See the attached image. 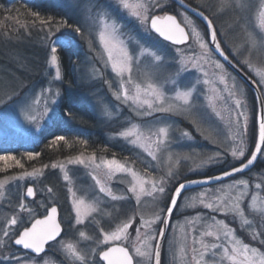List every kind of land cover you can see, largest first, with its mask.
Segmentation results:
<instances>
[{
  "label": "rangeland",
  "instance_id": "rangeland-1",
  "mask_svg": "<svg viewBox=\"0 0 264 264\" xmlns=\"http://www.w3.org/2000/svg\"><path fill=\"white\" fill-rule=\"evenodd\" d=\"M39 5L53 6L64 15L67 21L68 36L72 38V42L66 38L59 37L63 41V45L58 47V51L63 49L67 51L68 60L71 65L75 66L78 74V79L86 85L89 91L90 107L97 117L99 124L108 128H116V132H108L106 138L108 144L113 147H121L123 153L122 159L116 157H108L105 155L95 154L96 160L99 163L102 159H116L120 163H126L137 174L138 180H155L157 183L168 172L172 171L179 174L181 182L185 177L195 178L206 175L209 171L214 174L222 172L226 165L208 163V157L213 155L217 150V145L224 141L225 137L231 132L227 122V112L224 111V106L220 101L215 102L216 111L221 112L225 117L221 120L217 117L211 106L207 105V100L204 96H200L201 115L204 116L206 123L197 128V125L192 122V118L185 115H167L156 113L153 117H138L126 105L115 100L112 91L117 88L118 83H114L113 89H109L108 84L104 83V79L115 81L116 78L110 71V67L105 69L101 57L105 56L103 48L99 43V32L102 28L101 20L104 18V11L101 6L97 5L94 0H36ZM193 1L198 7L204 9L209 18L213 20L215 28L218 32L219 39L223 40L226 46L235 51L239 49L243 53L242 60H248L249 65L239 64L246 72L256 81L259 79L258 73L264 72V0H243L247 4V8L241 12L230 8H221V0H188ZM135 2V0H132ZM164 6L155 8L152 11L157 15H164L171 13V3L168 0H163ZM175 15L179 21L182 20L181 13H184L189 19H194L188 13L181 9H176ZM112 17L108 18L111 22ZM121 19L125 21V26L122 28L124 39L130 49H135L136 54L140 56L141 66L133 71V83L141 84L142 88L150 82H155L157 78L161 81L167 79L168 95H174L173 88L176 91L190 90L188 82H195L197 77L200 78V85L208 93L213 95L210 91L211 87L215 86L218 89H223L218 81L219 70L215 66L208 63L204 64V70L209 73L207 77L212 83L203 85L204 77L200 71H192L189 65V72L183 73L178 70L181 68L180 62L175 58L179 57V61L188 63L194 57L185 54L186 46L174 47L161 42L153 33H148L141 28L134 18L122 14ZM80 27L82 29L80 34H77L74 29ZM199 28V23H197ZM53 38V40H55ZM251 38V39H250ZM52 35H49L45 41L39 44L46 53L47 66L41 76L37 79V83L33 86L22 85L17 79H11L1 76L0 73V155H14L23 165V167L16 166L12 160L0 161V169L2 176L0 181L4 182V186L0 188V240H7L3 237V227L6 225L14 214L19 213V201L26 192L28 186H33L36 196L33 200L25 199V203H30V207L36 209V218L42 217L46 213V207H41L43 203L49 206L54 203L60 211V222L64 228L63 236L59 241L49 247V251L41 257H35L11 245V251L16 256L20 257L26 264H94L98 260L97 255L93 257L92 250L96 247L98 239H102L99 235V229L103 227L106 231L114 230L116 227L122 225L127 219L133 220V226L128 230L129 236L124 241L125 246L130 248L141 247V241L136 239L135 228L139 226L141 218L145 221H150L155 214L163 206L164 201L159 196L154 200L149 196H142L139 204L135 199L128 201L116 200L112 201L110 197H105L98 192L95 182L91 179L90 173L92 169L85 168L81 165H68L67 159L83 155V157H90L84 151L77 152L67 158L60 159L56 162L57 165L65 164V171L70 177L69 181L63 179L64 172L59 167L53 169L50 164L37 166L30 163L33 160L27 158V151L29 147L39 141L41 134L49 128L54 122L48 120L40 129H36L28 124L20 110L16 107H8L5 101L8 95L19 94V97L31 102L33 95H39L44 88L51 87L53 92L60 91V83L63 78V70L61 67V80L56 81L55 69L50 66V47L52 45ZM255 40V46L251 43ZM91 42V47H90ZM194 52L198 55L200 49L196 42L191 41ZM70 47L76 49L78 58L70 53ZM179 49V51H177ZM69 51V52H68ZM157 52L163 55L162 61H156L152 54ZM106 58V57H105ZM217 58V57H216ZM218 59V58H217ZM219 60V59H218ZM220 61V60H219ZM221 62V61H220ZM203 63V61H201ZM222 63V62H221ZM227 71L231 74L243 88L246 89V107L245 112L249 116V124L251 125L253 117V105H255V116L257 114L256 102L254 96L248 88L239 81V79L232 74V72L225 66ZM217 73V75H214ZM8 79V80H6ZM5 80V82H3ZM231 84V79L229 80ZM129 89L130 95H134V87L132 84L126 85ZM198 94V93H197ZM227 95V93H223ZM264 98V95H263ZM142 99H149L151 97L143 96ZM131 103V102H129ZM42 107V105H41ZM60 112L57 107L56 118ZM166 116L165 123H156V118ZM55 118V120H56ZM133 125L135 128L133 129ZM149 127L153 131L159 127H168V139L171 143L163 150H157L155 145L149 146L145 143L144 147L139 144L131 145L127 140L119 134L125 130L132 129L142 135H147ZM187 131L191 135V139L182 136V132ZM234 131V129H233ZM132 139V138H129ZM154 139V138H153ZM248 137L245 136L247 141ZM11 142L21 143L23 147L19 153L9 149ZM18 149V148H15ZM151 150L157 159L153 160L147 154ZM229 160L232 158L229 156ZM261 165L250 174L244 177L249 179L252 187L249 189V195L245 198L246 204L245 215L243 217L223 216L220 213H211L209 210L203 209L197 202L192 200L193 196H198L204 188L189 191L185 193V199L180 203V210L175 212L172 220L169 235L167 239L174 240V251L179 255V248L184 246L186 249V256L183 264H194L192 261V238L196 236L199 238L200 233L206 229L207 223H211L210 217L216 215L217 219H224L230 227L235 229V236L242 239L243 242L250 246L258 247L261 253H264V246H260L258 241L253 240L252 234L264 231V188L256 189V183H264V157L260 159ZM29 165V166H28ZM47 165V167H45ZM41 170V174L37 179L31 177L24 180H11V177L23 175L25 172H34ZM191 170V171H190ZM102 180H105L104 172L96 170ZM105 183L112 190V194L120 197L122 195H130L127 193V188L131 186L132 176L128 173H116L111 181L105 180ZM72 186L76 192L77 199H83L85 205L89 208H97L98 211L92 212L91 215L86 216L84 210H81L80 219L84 220L81 225L69 227L71 221L75 224V213L72 209V198L67 193V187ZM218 185L211 186L214 191ZM53 189L52 194L47 193V188ZM150 189V185H147ZM255 195L256 201L253 203L251 197ZM51 197V199H50ZM197 203V207L190 208L189 204ZM26 216L27 213H19ZM197 215L202 219L196 220L195 231L192 230L188 221L194 220ZM244 220L248 223L245 224ZM181 228L184 231H181ZM148 228H141V233L148 231ZM84 232V236L80 232ZM204 242L211 245L217 243L213 237H204ZM68 245H72L69 248ZM102 247H107L102 246ZM143 250V249H142ZM6 253L7 248L3 249ZM217 253L221 249L215 250ZM79 257V258H78ZM139 259V258H138ZM206 260L208 257L205 258ZM100 264H102L100 262ZM162 264H173L172 252L165 243ZM176 264H180L177 260ZM224 264H228L227 261Z\"/></svg>",
  "mask_w": 264,
  "mask_h": 264
},
{
  "label": "snow or ice",
  "instance_id": "snow-or-ice-1",
  "mask_svg": "<svg viewBox=\"0 0 264 264\" xmlns=\"http://www.w3.org/2000/svg\"><path fill=\"white\" fill-rule=\"evenodd\" d=\"M101 6L104 11V18L101 20L102 28L99 32V43L103 48L105 56L101 57L105 69L110 67L111 73L116 78L115 81L104 79V83L108 84L109 89H113L114 83H118V87L112 91L115 100L126 104L138 117H153L156 113L167 115H185L192 118V122L199 129L206 120L200 113L198 105L201 104L200 96H204L207 100V105L212 107L214 114L221 120L225 117L221 112L216 111L215 102L220 101L224 106V111L227 112L228 127L231 132L226 136L224 141L217 145V150L213 155L208 157V163L212 165H226L225 169L216 175H205L201 179H190L185 177L181 182L179 174L168 171L157 183L155 180H138L137 174L126 163H120L116 159H102L99 163L96 160L95 153L90 157L83 155L74 158H68V165H81L85 168L92 169L90 173L91 179L95 182L98 192L105 197H110L112 201L123 200L128 201L135 199L139 204L142 196L152 197L154 200L159 196L164 201L159 212L155 214L150 221H145L141 218L140 224L135 228L136 239L141 241V247L130 248L125 246L124 241L129 236V229L133 226V220L127 219L122 225L114 230L106 231L103 227L99 229V235L102 239H98L96 247L92 250V255L95 257L98 251V260L94 264H162L161 255L162 249L167 247L172 252V262L176 264L179 260L183 264L186 256L184 246L179 248V255L173 250L175 241L167 239L166 233L170 229V222L175 211L180 210V203L185 199V193L193 187L203 186L204 190L198 196H193L192 200L202 206L203 209L209 210L211 213H220L223 216L231 214L243 217L245 215L246 204L245 198L249 195V189L252 187L249 179L237 178V173H244L250 166L257 161L258 157H264V99H260L261 112L259 118L255 116V105H253V117L251 125L249 124V116L245 112L247 92L225 68V64L221 63L216 57L223 58V61L231 65L235 60L237 64L249 65L248 60H242L243 53L236 49L230 50L223 40L218 39V32L213 25V20L206 15L204 11L195 12L197 19H189L187 15L181 13L182 20L178 21L175 15L164 14L157 15L155 8L164 6L163 0H94ZM182 7L184 0H179ZM221 8H230L243 12L247 8V4L243 0H221ZM127 15L134 18L139 23L141 28L148 33H155L156 36L164 42L171 45H185V54H189L194 58L188 63L179 61V57L175 59L180 62V72L188 73L189 65L192 71H200L204 77L203 85L212 83L207 77L209 73L204 70V64H212L218 72V83L223 85V89L211 87L210 91L213 95L209 96L202 88H198L201 81L197 77L193 83L188 82L190 90L172 91L174 95H168L167 79L160 80L157 78L155 82H150L146 87L142 88L141 84L133 83V71L141 66L140 56L136 54L135 49H130L128 43L122 39V28L125 26V21L121 19V15ZM38 17V14L34 13ZM112 17L111 22L108 18ZM199 23V28L197 27ZM41 25L51 24V20H40ZM183 25V26H182ZM187 29V30H186ZM74 31L80 34L82 29L76 27ZM251 39V38H250ZM195 41L200 52L197 55L193 50L191 41ZM255 46V40H251ZM63 45V41L57 37L52 41L50 47V66L55 69L56 81L61 80L60 57L58 56V47ZM91 47V42H90ZM179 51V49H177ZM156 61H162L163 55L157 52L152 53ZM106 57V58H105ZM231 57V59H230ZM203 61V63H201ZM217 75V73H214ZM259 79L256 80L257 86L264 95V72L258 73ZM231 79V84L229 80ZM132 84L134 87V95H130L126 85ZM227 93V95H223ZM198 93V94H197ZM143 96L151 97L152 99H142ZM131 102V103H129ZM5 104L8 107H16L20 110L25 121L32 125L36 131H40L41 127L48 121L52 120L55 123L57 107H61L63 115H71L70 103H65L62 99L60 91L53 92L51 87L41 90L39 95H33L31 102L19 97V94L8 95ZM42 105V107H41ZM167 117L161 116L156 118V123H165ZM135 125H133V129ZM234 129V131H233ZM131 145L139 144L144 147L145 143L149 146L155 145L157 150L165 149L171 141L168 139V127H159L153 131L151 127L148 129L147 135H142L132 129L125 130L119 134ZM183 137L191 139V135L187 131L182 132ZM245 136L248 137L247 141ZM132 138V139H129ZM154 138V139H153ZM64 142L68 144L66 134L53 135L52 144H60ZM81 144H86L85 140L79 141ZM147 154L153 160L157 157L151 150ZM29 160L35 159L38 154L27 153ZM232 159L229 160L228 157ZM12 160L16 166L23 167L20 161L14 155H0V161ZM47 167V165L45 166ZM53 169L57 167L64 172L63 179L69 181L68 172L65 171V164L51 165ZM96 170L104 172L105 180L111 181L116 173H128L132 176L131 186L127 188V193L130 195H122L117 197L112 194L111 188L96 175ZM191 171V170H190ZM41 174V170L37 169L34 172H25L23 175L11 177V180H24L31 177L37 179ZM228 178H232L229 180ZM220 182L215 190H212V185ZM150 185V189L146 187ZM4 186V182L0 181V188ZM67 187V193L72 198V209L75 213V224L69 222V227L81 225L84 220L80 219L81 210L83 208L86 216L92 212L98 211L97 208H89L85 205L83 199H77L76 192L72 186ZM256 189L264 188V183H256ZM47 193L52 194L53 189L47 188ZM36 193L34 188L29 186L19 201V213H27L26 216L19 213L14 214L3 227V237L7 240H0V264H26L20 257L16 256L11 251V241L15 246L26 250L29 253L40 254L45 251V246L51 241H56L61 235V223L57 220L58 209L54 203L41 207H46L44 217L36 218V209L30 207V203H25L26 198H34ZM51 199V197H50ZM253 203L256 201V196L251 197ZM197 203L189 204L188 207L195 208ZM202 217L197 215L194 220H189L188 223L192 230L195 231L196 220ZM211 223H207V227L200 233L199 238H192V261L194 264H264V253L259 251L258 247L250 246L235 236V229L230 227L224 219H217L216 215L210 217ZM247 224L248 221L244 220ZM30 224V226H28ZM141 228H148V231L141 233ZM181 231H184L181 228ZM84 236V232H80ZM204 237H213L217 243L211 245L204 242ZM253 240L258 241L260 246H264V231L253 233ZM107 246L102 247V246ZM72 248V245H68ZM7 248L5 253L3 249ZM143 249V250H142ZM221 249L220 253L215 250ZM208 257L206 260L205 258ZM79 258V257H78ZM139 258V259H138Z\"/></svg>",
  "mask_w": 264,
  "mask_h": 264
},
{
  "label": "trees",
  "instance_id": "trees-1",
  "mask_svg": "<svg viewBox=\"0 0 264 264\" xmlns=\"http://www.w3.org/2000/svg\"><path fill=\"white\" fill-rule=\"evenodd\" d=\"M186 1L209 15L193 1ZM170 5L171 13L175 14L173 11L178 8L172 3ZM34 13L38 14V17ZM40 20H51V24L41 25ZM67 28L63 13L53 6L39 5L36 0H0L1 76L4 74L3 77L10 80L17 79L23 86L36 84L47 66L46 53L39 44L49 35H52V40L57 36L72 42V38L66 32ZM69 51L78 58L76 49L70 47ZM58 56L63 70L60 83L61 96L65 103H70L72 114L63 115L59 107L60 112L55 123L41 134L38 142L29 147L28 153L38 154L30 163L43 166L82 151L122 159V148L110 146L105 134L116 132V128L99 124L90 107V93L86 85L79 81L75 66L68 60L67 51L60 49ZM54 134H66L69 143L52 144ZM80 140H85L87 143L81 144ZM22 147L21 143L9 144V149L16 153H19ZM213 174L209 171L206 175ZM0 176H2L1 169Z\"/></svg>",
  "mask_w": 264,
  "mask_h": 264
},
{
  "label": "water",
  "instance_id": "water-1",
  "mask_svg": "<svg viewBox=\"0 0 264 264\" xmlns=\"http://www.w3.org/2000/svg\"><path fill=\"white\" fill-rule=\"evenodd\" d=\"M170 2H172L174 5H176L177 7H179L180 9H182L183 11H185V12H187L188 14H190L192 17H194L195 19H197V20H199V18H197L196 17V14H195V12H193L192 11V9L193 8H195V7H193V6H191L190 4H188L185 0H184V5H186L187 7H182L181 5H180V3H179V0H169ZM196 9V11H201V10H199V9H197V8H195ZM170 15H173V14H170ZM177 20H178V18H177ZM179 21V20H178ZM214 25V24H213ZM183 26V25H182ZM215 27V26H214ZM187 30V29H186ZM153 34H155V33H153ZM156 35V34H155ZM218 39H219V37H218ZM161 40V39H160ZM166 43H168V42H166ZM168 44H170V43H168ZM171 45V44H170ZM174 46H176V45H174ZM179 46H183V45H179ZM218 57V56H217ZM251 91H252V93H253V95H254V97H255V100H256V104H257V116H256V118L258 119L259 118V115H260V112H261V107H260V99H263V96H262V93H261V91H260V89H259V87L257 86V84H256V82L253 80V79H251L241 68H239L233 61H232V64L231 65H229V64H227L226 62H224L223 61V58H221V57H218ZM231 59V58H230ZM260 158L261 157H258V159H257V161L256 162H254V164L252 165V166H250V168L249 169H247V170H245V172L244 173H237L236 174V176H238V175H243V174H247V173H249V172H251L253 169H255L256 167H257V165L259 164V161H260ZM219 174V173H218ZM201 178H203V177H199V178H193V179H201ZM229 180L230 179H232V178H228ZM220 182H217L216 184H213L212 186H215V185H218ZM31 187H33V186H31ZM34 188V187H33ZM201 188H204L203 186H197V187H193V188H190L187 192H189V191H192V190H197V189H201ZM34 191H35V189H34ZM186 192V193H187ZM35 198V197H34ZM34 198H26L27 200H33ZM57 207V206H56ZM57 209H58V215H57V220H58V222H60V212H59V208L57 207ZM175 213V212H174ZM44 217V216H43ZM43 217H41V219L43 218ZM171 222H172V220H171ZM171 222H170V226H171ZM61 223V222H60ZM30 226V225H29ZM61 229H62V231H61V235L59 236V237H57V240L56 241H58L61 237H62V235H63V232H64V229H63V227H62V225H61ZM169 231H170V229H169ZM169 231L166 233V237L168 236V234H169ZM56 241H51L50 243H49V245H51V244H53L54 242H56ZM14 245V244H13ZM49 245H46L45 246V251L43 252V253H40V254H34V253H30V254H33V255H35V256H42L43 254H45L47 251H48V246ZM15 246V245H14ZM16 248H18V249H21L19 246H15ZM21 250H23V249H21ZM26 251V250H25ZM162 254H163V249H162ZM161 260H162V255H161ZM103 263V262H102Z\"/></svg>",
  "mask_w": 264,
  "mask_h": 264
},
{
  "label": "flooded vegetation",
  "instance_id": "flooded-vegetation-1",
  "mask_svg": "<svg viewBox=\"0 0 264 264\" xmlns=\"http://www.w3.org/2000/svg\"><path fill=\"white\" fill-rule=\"evenodd\" d=\"M233 61H235V60H233ZM236 62V61H235ZM239 65V64H238Z\"/></svg>",
  "mask_w": 264,
  "mask_h": 264
}]
</instances>
